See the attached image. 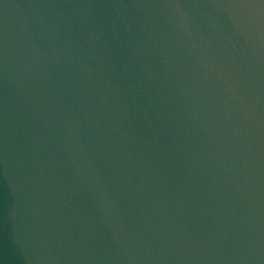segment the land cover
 <instances>
[{"label": "water", "instance_id": "obj_1", "mask_svg": "<svg viewBox=\"0 0 264 264\" xmlns=\"http://www.w3.org/2000/svg\"><path fill=\"white\" fill-rule=\"evenodd\" d=\"M0 264H264V0H0Z\"/></svg>", "mask_w": 264, "mask_h": 264}]
</instances>
